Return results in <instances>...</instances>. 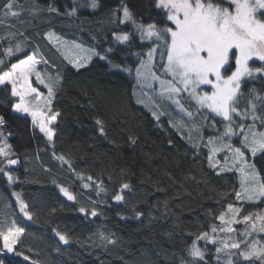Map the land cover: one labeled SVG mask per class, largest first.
Returning a JSON list of instances; mask_svg holds the SVG:
<instances>
[{
	"label": "trees",
	"instance_id": "16d2710c",
	"mask_svg": "<svg viewBox=\"0 0 264 264\" xmlns=\"http://www.w3.org/2000/svg\"><path fill=\"white\" fill-rule=\"evenodd\" d=\"M13 2L17 6L12 11L19 15H11L5 8L9 0H0V60L4 61L0 71L37 53L42 62L39 69L47 73L46 81L50 78L54 85L51 113L58 115L51 127L53 139L48 142L29 118L12 114L16 100L11 97V88H0V116L5 121L0 125V143L4 140L12 152L10 158L18 161L13 168L0 158V167L13 176L10 182L0 172V195L10 204L12 223L25 229L15 246L23 255L14 251L0 258V262L225 264V260H230L231 264H261L254 258L241 259L240 253L255 243L251 239L239 243V250L232 251L231 256L216 252L221 247L219 241L217 246L199 243L203 260L189 255L190 247L201 234L220 228L217 217L229 204L241 207L240 216H251L261 213L264 197L256 203H237L240 181L235 169L220 168L222 155L217 156L219 163L210 164L207 142L221 136L223 121L201 112L215 130L205 129L201 141L189 144L152 104L142 107L133 100L136 69L141 67V60H147V52L155 44L141 41L132 21L120 23L121 12L127 7L137 24L154 23L163 28L170 22L164 11L156 7L155 0H97L93 11L84 0ZM53 8L57 11H51ZM73 8L75 14L68 15ZM122 33L129 35L124 43L114 39V34ZM50 35L96 50L106 60L95 58L85 67L73 70L47 40ZM18 44L21 50L17 52ZM9 48L13 49L11 56L5 54ZM262 66L256 62L250 65ZM234 67L232 61L227 75ZM31 82L46 95L43 84L33 79ZM240 85L238 110L244 112L250 102H255L258 114L264 112V78L245 77ZM185 105L193 111L194 104ZM153 112L159 119L154 118ZM237 126L233 127L235 131ZM231 140L264 178L262 154L250 155L243 149L240 136ZM61 156L67 162L59 159ZM125 183L129 187L121 190ZM61 188L75 199L68 201ZM116 194L124 199L115 201ZM17 197L28 205L31 219L19 211ZM82 207L85 213H81ZM93 209L97 212L94 217ZM54 229L66 235L69 242H61ZM101 234L111 236L116 243L108 244L100 238ZM260 247L255 243L257 250Z\"/></svg>",
	"mask_w": 264,
	"mask_h": 264
},
{
	"label": "snow or ice",
	"instance_id": "6c2138e0",
	"mask_svg": "<svg viewBox=\"0 0 264 264\" xmlns=\"http://www.w3.org/2000/svg\"><path fill=\"white\" fill-rule=\"evenodd\" d=\"M155 5L158 9L164 11L167 21L170 22L163 28L154 23L148 25L137 24L129 9L127 7L123 8V19L120 23L132 21L140 33L141 41L148 40L155 44V47H150L147 52V61L141 60V67L136 69L137 83L141 87L151 88L152 82H158L161 97L174 100L178 106L180 101L176 100L175 97L181 91L188 92L201 108H207L216 116L229 122L224 133L225 136L230 137L234 134L232 128L233 113L242 120H247L250 117L254 123L259 120L261 124H264V112L258 114L255 102H250V110L244 112H240L236 106L237 90L240 88L242 77L251 76L253 71L257 73L264 72V66L253 69L249 65V61L254 57L264 62V0H227V3H225V0H155ZM16 6L13 0H9L5 8L11 12V15L16 16L19 13L12 11ZM89 6L95 9L97 0H89ZM51 11L57 10L53 8ZM75 11L76 9L73 8L67 14L74 15ZM258 12L260 15H257ZM114 39L124 43L129 39V35L127 33L114 34ZM77 47L80 46L77 45ZM20 50L18 44L15 51ZM87 51L90 52L91 49ZM157 51H159L162 59L166 55V62L162 64V67L164 74L172 77L171 80L157 76L151 70V62ZM5 54L7 56L13 55V49H7ZM90 58V56H83L79 61L74 62L73 66L77 68L84 67ZM100 59L103 60L106 57L101 55ZM232 61H234L235 68L231 71V75H227L232 67ZM39 62L38 54L34 52L27 55L25 59H20L18 63H12L9 70L0 71V86H4L5 90L10 86L11 97L18 98L12 103L13 112L30 116L33 124L38 126L39 130L51 141L53 130L49 125L56 120L58 115V113L52 114L49 107L51 98L54 95V85L50 82V78L46 81L42 78L41 73L37 71L36 65ZM44 62L47 63V61ZM3 63L4 61L0 60V65ZM33 75H35L36 82L43 84L48 89L47 96L42 95L41 91L33 86L30 81V77ZM200 85H211V93L205 91L200 94L197 91ZM261 104H264V100L261 101ZM46 107L48 108V115L44 113ZM188 115H191V113L189 112ZM153 116L159 119L156 112H153ZM4 123V118L0 116V125ZM97 123L100 124L101 122L98 120ZM244 127L245 125H240L242 133ZM247 127L250 132L243 136V147L247 148L253 157L258 152L261 153V158L264 159V132L251 131L252 125ZM101 133L103 134L102 127ZM210 143H212L211 139ZM8 148L10 146L6 143L0 144V157L4 158L7 166L15 165L18 161L10 158V152L6 150ZM225 148L232 153L231 157L225 156V165L228 164L230 159L232 167L242 173L241 187L243 191L249 194L250 199L253 195L264 197V178L257 172L254 164L247 162L245 153L240 147L225 144L223 138H220L219 144H213L211 151L215 155L216 152ZM213 155L209 156V161L210 164L215 166L219 161H213ZM59 159L64 161L63 156ZM0 172H3L10 182L13 180L12 174L5 167H0ZM88 179L92 180V177H88ZM87 186L85 184V187ZM128 187L129 185L125 183L122 185L121 190ZM60 191L68 200L75 199L66 189L61 188ZM236 195L241 198L240 192H237ZM123 199L124 197L121 194L114 196V200L117 202ZM17 200L20 203V211L28 219H31V215L27 211L28 205L21 201L19 197H17ZM228 210L236 214L240 212L239 208H233L231 204L228 205ZM80 211L85 213L86 210L82 207ZM91 215L93 217L97 215L95 209L92 210ZM217 219L226 226L221 228V231H233L230 226L233 220L226 219L224 213ZM257 219L261 220L259 231L264 232V218L258 217ZM249 220L250 216L243 217L244 222ZM234 222L239 223L240 221ZM256 227V223L253 222L252 229L256 230ZM54 231L61 242L64 244L69 242L66 235L61 234L56 229ZM212 231L215 232L216 228L213 227ZM24 232L25 229L17 226L15 222L7 226L6 230L0 228V240L3 242V248L8 252L15 251L17 255H23L16 250L15 245ZM100 238L108 244L116 243L111 236L101 234ZM198 239H209V237L207 233H203ZM209 242L214 243V238L210 239ZM227 246L225 243L224 247ZM231 247L239 248V244L233 242ZM222 250V247L216 248L217 253ZM189 255L194 260L204 259L203 251L195 242L189 249ZM240 255L245 260L250 259L253 255L264 260V248L257 250L254 243L250 246V250L243 251ZM23 258L29 260L27 255H24ZM33 264H36V262H33ZM228 264H231V261Z\"/></svg>",
	"mask_w": 264,
	"mask_h": 264
},
{
	"label": "rangeland",
	"instance_id": "374dc122",
	"mask_svg": "<svg viewBox=\"0 0 264 264\" xmlns=\"http://www.w3.org/2000/svg\"><path fill=\"white\" fill-rule=\"evenodd\" d=\"M84 1H86L88 3L87 6L89 7V9L91 11L97 9V7L95 9H93L89 6V0H84ZM225 2L227 3V0H225ZM121 16L123 19V11L121 12ZM126 22H128V21H125L124 23H126ZM136 32L138 33V35L140 37V33L137 31V29H136ZM47 40L54 47V49L59 52L62 59L67 61V63L69 64V66L73 70L83 68V67L77 68V67L73 66V63L79 61L81 57H83V56H90L91 57L88 60V62L85 64V66H86L93 59H95V58L100 59V56H101V54H99L96 50L94 51L91 49V51L89 52V51H87L89 49L86 47H82L81 45H79L75 42L72 43V42H68L66 40H60V39L56 38L54 35L48 36ZM77 45H79L80 47H77ZM23 59H25V58H23ZM147 59H148V57H147ZM103 60H106V59H103ZM164 62H166V55L162 59L160 53L154 54L153 60L151 62V70L153 72H155L157 76H161L164 79L171 80L172 79L171 76H167L164 74V69L162 67V64ZM255 62L264 65V62L259 61L255 57L251 61H249V65H251V63H255ZM41 63L42 62H39L36 65V69H37V71H39L41 73L42 78H44L46 80V78L48 77L47 73L44 70L39 69V66ZM112 67L114 68V66H112ZM255 68H257V67H255ZM255 68H253V69H255ZM143 70L144 69L142 68V71ZM228 75H231V73ZM256 75H260L264 78V72L257 73L255 71H253L251 76H256ZM245 77H250V76L242 77L241 81L243 79H245ZM32 79L34 80L35 83H38V82H36L35 75L30 77V81H32ZM38 84H40V83H38ZM40 85H42V84H40ZM33 86H34V84H33ZM1 87L2 86H0V88ZM204 88H211V85H200L199 88L197 89V91L200 94H203V92H205ZM45 89H46V93H45L46 95H44V96H47L48 89L47 88H45ZM159 90H160V85L158 82H152L151 88L141 87L137 83L136 86L133 88V93H132L133 100L135 101V103L138 106H142V107H144L145 104H150V105L152 104L154 110H156L157 113L168 122L171 129L176 131L183 138V140L187 141L189 144H191V142L201 141L202 132L205 129H208L210 131L215 130L212 124H210L208 126V124L206 123V121H207L206 116L203 117L200 114L201 112H207L212 117L218 118L225 123V125L223 126V132H222L221 136L219 138H217L216 140L212 141V143H210V141L207 142V146H208L207 150H208L210 155H213L212 151H211L213 144L218 145L220 138H223V141L225 144H231L232 145L231 139L235 136L236 137L240 136L241 144H242L244 134H248L250 132V129L247 127L248 125L253 126L251 131L264 132V124H261V122L259 120H257L255 123L252 121V119L250 117L247 120H242L239 116H236V114L233 113L234 122L232 123V128L236 127L238 125L237 131H235V128H233L234 134L230 137L225 136L224 133L226 131V128H227L229 122L224 121L222 117L216 116L215 113H212L207 108H201L199 105L196 104L195 100H193L191 98V96L189 95L188 92L181 91V93L175 97L176 100L180 101V105L178 106L177 103L174 102V100H170L167 97H161ZM211 91H206V92L211 93ZM238 91H239V89L237 90V98H238ZM17 99L18 98H15V100H17ZM187 103L194 104L193 111L187 109V107L185 105ZM47 110H48L47 107L44 108L45 115H48ZM248 110H250V107ZM189 112L191 113V115H188ZM13 113L14 112L12 110V114ZM14 114L18 115V116H22V117L24 116V117L29 118L31 123H32V126H34V128L38 131V133H40L45 138V140H47L48 142L52 141V140L49 141L48 138L45 136V134L39 130V127L33 124L32 118L30 116H28L27 114H22V113H14ZM54 122H52L49 125L50 128L52 127ZM238 122H239V124H237ZM247 122H248V124L246 125ZM241 124L245 125V127L243 129V133L241 132V128H240ZM3 143H5L4 140L0 144H3ZM242 147H243V144H242ZM243 149H245L251 155V153L249 152V150L247 148L243 147ZM6 150L10 152V155H12V152L9 148ZM219 155H222V161H223V163H220L221 169L228 170L229 168H233L230 159H229L228 164L225 165V156L227 155L228 157H231L232 156L231 151H229L227 148H225L222 151L216 152L215 155H213V161H216L217 156H219ZM0 158L3 159V157H0ZM59 161L61 163H63L61 160H59ZM16 165L17 164L11 165L10 167L15 168ZM233 169H235V171L237 172V174L239 176V181H240V186H239L238 192L241 193V198L236 197V202L237 203H245V204H251V203L258 202L262 197L259 195H253L252 198L250 199L249 194L245 193L241 187V181L243 179L242 173L240 171H238L236 168H233ZM65 198L68 199L66 196H65ZM68 201H72V200H68ZM232 206H233V208H239L241 211V207L236 206V205H232ZM18 209L20 211V206ZM10 211H11V207H10L9 202L5 201L4 197H2V195H0V228H4L6 230V227L12 224V221H11V214L12 213ZM224 214H225L226 219L233 220V222L230 225L231 228L233 229V231H231V232L221 231L220 229L224 228L226 226L220 220H218L220 228L218 230H216L215 232L211 231V233H209V234L207 233V236L209 237V239H197V240H195L194 242L196 243L197 246L199 245V243H203V242H207L208 244L212 243L213 245L217 246V242L219 241V245L223 248V250H222L223 253L225 252L227 254L226 256H231L232 251L239 250V248H232L231 247V244L235 241H237L238 244L239 243L242 244V241H246L248 239H251L252 242H255L257 246H261L259 249L264 248V232L259 231L261 220L257 219L258 217L264 218V208L262 209L261 213L251 215V216L248 215V216H250V220L248 222L243 221L244 216H240V214H241L240 212L238 214L231 213V212H229V210L227 208L226 211L224 212ZM234 221H240V222L236 223ZM253 222L256 223V226H257L256 230L252 229V223ZM245 233H248V234H245ZM21 237H22V235H21ZM20 238L17 240V243L20 240ZM212 238H214V240H215L214 243L209 242V240ZM233 238L235 239V241H233ZM239 238H241V240ZM17 243H16V245H17ZM225 243L228 245L227 247H224ZM0 245L2 246L1 249L4 252L5 256H7L8 254L11 253V252H8L6 249L3 248L2 240H0ZM239 247H240V245H239ZM2 257L3 256H1L0 258H2ZM251 258H254V260L258 261L261 264H264V260H262L260 258L252 257V256H251ZM241 259H244V257L242 256ZM229 261L230 260H225L224 263L228 264Z\"/></svg>",
	"mask_w": 264,
	"mask_h": 264
},
{
	"label": "built area",
	"instance_id": "2783aa9c",
	"mask_svg": "<svg viewBox=\"0 0 264 264\" xmlns=\"http://www.w3.org/2000/svg\"><path fill=\"white\" fill-rule=\"evenodd\" d=\"M0 255L3 256V257L5 256V254H4V252L2 251L1 248H0ZM1 256H0V257H1Z\"/></svg>",
	"mask_w": 264,
	"mask_h": 264
}]
</instances>
